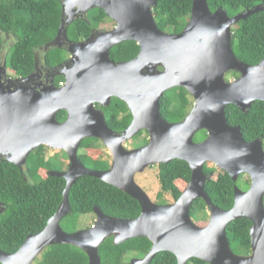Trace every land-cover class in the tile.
Here are the masks:
<instances>
[{
  "label": "water",
  "instance_id": "obj_1",
  "mask_svg": "<svg viewBox=\"0 0 264 264\" xmlns=\"http://www.w3.org/2000/svg\"><path fill=\"white\" fill-rule=\"evenodd\" d=\"M59 32L46 53L62 47L68 28L79 13L102 10L116 23L112 31H93L79 43H70L73 66L66 67L64 87L51 86L42 94L25 89L12 90L0 83V156L16 166L26 163L36 148L47 146L64 151L70 161L67 171L50 173L65 179L63 202L47 226L29 236L12 254L0 250V264H33L47 248L69 244L83 250L89 264H101L100 247L113 237L120 245L136 238H148L152 248L131 264H151L160 252H171L177 264L192 258L208 264H264V144L261 139L247 142L240 126H231L226 108L235 105L248 112L256 101L264 102V60L250 66L235 55L233 28L264 6L231 17L227 10L212 12L209 0H194L191 19L181 33L163 32L154 16L159 0H61ZM70 18H66V16ZM134 41L139 55L117 63L111 51L121 43ZM162 68V70H160ZM240 77L227 81L226 74ZM12 81V80H9ZM185 88L194 106L181 122L170 123L161 113V100L169 90ZM125 102L133 115L132 123L121 133L112 130L105 113L97 105L109 107L112 99ZM67 113L64 122L58 114ZM147 131L149 143L128 150L125 143ZM202 131L208 137L200 143L194 138ZM99 139L109 149L113 164L109 170H91L79 160L84 140ZM182 160L192 170L190 184L180 198L158 205L137 183L136 176L152 166ZM215 164L237 183L248 175L251 185L243 191L235 186V202L230 210L218 208L206 186ZM83 176L104 181L137 200L141 214L136 219L107 216L94 208L97 219L90 228L74 233L62 228L71 213L70 191ZM206 202L210 220L206 226L194 222L191 209L196 200ZM4 207L0 204V214ZM249 219L252 253L237 255L231 249L228 226Z\"/></svg>",
  "mask_w": 264,
  "mask_h": 264
},
{
  "label": "trees",
  "instance_id": "obj_2",
  "mask_svg": "<svg viewBox=\"0 0 264 264\" xmlns=\"http://www.w3.org/2000/svg\"><path fill=\"white\" fill-rule=\"evenodd\" d=\"M194 0H159L154 8L158 27L166 33H179L187 26L192 13ZM264 6V0H209L212 12L219 8L228 11L231 17ZM62 20L60 0H0V29L19 37L15 44L10 66L17 75H29L35 68L36 51L48 44L58 35ZM107 14L99 9L88 14L87 19L74 21L68 28V37L74 40L88 39L95 26L105 23ZM53 40V41H54ZM1 45V39H0ZM232 45L237 58L254 66L264 60V11L249 16L233 28ZM140 46L134 41L119 44L111 51V59L117 63L135 59ZM63 49H53L47 59L53 64L65 60ZM238 74L234 73L233 76ZM65 81L62 76L57 85ZM193 99L182 87L169 90L161 100V113L167 121L184 120L193 107ZM106 116L108 126L114 131L125 130L132 122V114L125 102L113 98L109 107L99 106ZM231 126H240L244 139L253 142L261 139L264 144V102L256 101L248 112H242L235 105L226 108ZM67 113L62 111L58 119L64 121ZM202 132L196 140H202ZM101 140L88 138L79 150V160L91 170L105 171L110 168L106 161ZM43 157L32 156L30 165L34 172L42 166L47 170L62 172L61 162L44 163ZM160 192L158 197L169 196L176 202L190 184L192 170L182 160H173L158 166ZM212 180L207 183L206 191L213 203L222 210H230L235 202V183L231 176L221 169L208 170ZM245 188L251 181L242 182ZM67 183L65 179L45 175L40 181L28 183L19 168L9 162H0V204L4 211L0 214V250L12 254L17 252L29 236L43 231L49 219L57 212L63 202ZM71 213L63 222L70 228L69 233L78 231V219L92 214L98 207L107 216L120 219H136L141 214V205L124 191L90 177H81L70 191ZM202 213V222L197 214ZM191 216L195 223L206 226L209 222V210L204 200L193 203ZM253 223L249 219L232 222L227 228L231 249L234 253L247 256L252 253L250 230ZM90 228V227H89ZM66 232L67 229H65ZM152 242L145 237L129 240L123 244H114V238H108L100 247L101 264H131L130 257L146 256L152 248ZM37 264H89L87 254L78 247L69 244H56L36 259ZM151 264H177V258L171 252H160ZM188 264H208L192 258Z\"/></svg>",
  "mask_w": 264,
  "mask_h": 264
},
{
  "label": "flooded vegetation",
  "instance_id": "obj_3",
  "mask_svg": "<svg viewBox=\"0 0 264 264\" xmlns=\"http://www.w3.org/2000/svg\"><path fill=\"white\" fill-rule=\"evenodd\" d=\"M61 3H62V1H61ZM89 13L90 12H88L86 15L83 14V13L77 14L75 16V18L72 20V23L74 21L87 19ZM66 18L68 19V18H70V16L67 15ZM189 22H190V20H189ZM115 28H116V23L108 17V20L105 23H102V24H99L98 26H95L93 28L92 32L95 31V30L96 31H112ZM179 33H181V32H179ZM170 34H172V33H170ZM174 34H178V33H174ZM13 35L14 34L9 33L7 31H2L0 29V39H1V45H0V83L3 82L5 87H7L9 89H12V90L25 89L27 91L28 90L29 91H34V93H36V94H42L43 93V90L48 89V88H50L51 86H54V85L56 87H60V84L57 85L59 78L62 77V75H60V73L66 67L73 66V64L71 62V60L73 58V55L71 53H69V51L66 50L67 47L70 45L71 42L72 43H79V42H83V41L87 40V39L74 40V39H71L69 37H68V39L62 38V40L59 41L58 43L62 47L63 51L65 52V57L66 58H65L64 61H62L60 63L53 64V62H51V61H49L47 59L48 54L53 49L51 51H49L48 54L46 53V51L48 50L50 44L54 40L53 39L51 42H49L48 44H45L44 46L40 47L36 51V53H35L36 58H35V68H34V71L31 74H29V75H17L15 73H11L9 71L8 64H7L8 52H9L10 48L13 45H15L14 44ZM59 49H61V48H59ZM160 70H162V68H160ZM234 73H236L238 75L237 76H233ZM239 77H240V74L238 72H235V71H232V72H229V73L226 74V79L229 82H232V81L238 79ZM9 80H12V81H9ZM63 82L66 84V81H63ZM60 83H62V82H60ZM64 86H62V87H64ZM192 99H193V97H192ZM112 101H113V99H112ZM193 102H194V99H193ZM99 106H101V105H97V108ZM193 106H194V104H193ZM191 110H190V112H191ZM130 113H131V111H130ZM132 117H133V115H132ZM66 119H67V116H66ZM58 121H60V120L58 119ZM64 121H60V122H64ZM132 121H133V119H132ZM169 122L170 123H176V122H172V121H169ZM178 122H181V121H178ZM123 131L124 130L115 131V132L121 133ZM202 132H205V131H202ZM202 132H200V133H202ZM200 133H198L196 135V137L194 138V141L196 143L203 142L208 137V133L206 132L205 133L206 136L202 140H196L197 139V136ZM143 134H145L147 136L146 137L145 144H142L140 147L139 146L138 147L131 146L134 143V141H133L135 139L134 138V139H132V140H130L127 143L124 144V146L126 147V149H128V150L131 151V150H135V149H138V148H141V147L147 145L149 143V140H150L149 133L147 131H143L138 136H142ZM102 145L107 150V154L109 153V155H110L109 156V159L107 158L106 161L109 162L110 168H111L112 167V164H113V157H112L109 149L105 146L104 142H102ZM59 153H61V154L64 153L67 158H64L63 156H60ZM39 155L41 157H43V159L46 162V164H49V162H51L53 164H57V162H61L62 172L63 171H67L69 169V167H70L69 158H68L67 154L64 151H55V150L50 149L47 146L38 147L32 153H30V155L27 158V161H26L25 164H23L22 166H16L15 165L17 168H19L21 175L23 176V178L28 183L33 182L35 180V176L42 175L43 178H44L45 175L50 176V173L53 172V171H55V170H47L45 168H42V166H40V168L35 173L34 172L35 171L34 168H32L31 165H30V159H31L32 156H39ZM5 161H6L5 158L3 156H0V162H5ZM208 164H211L212 168H214V169H219L213 163H208ZM208 164L205 167L206 169H207ZM245 178H247V179H245ZM240 180L242 182H247V181L250 180V178H249L248 175L245 174V175H242L239 178L238 181H240ZM250 185L251 184L249 183V186L247 188H244V189L245 190H248L249 187H250ZM92 214H94V212ZM67 217L64 220H67ZM95 217H96V215H95ZM96 219H97V217H96ZM209 220H210V218H209ZM61 225H62V223H61ZM138 258H143V257H138ZM131 260H130V262H131Z\"/></svg>",
  "mask_w": 264,
  "mask_h": 264
},
{
  "label": "rangeland",
  "instance_id": "obj_4",
  "mask_svg": "<svg viewBox=\"0 0 264 264\" xmlns=\"http://www.w3.org/2000/svg\"><path fill=\"white\" fill-rule=\"evenodd\" d=\"M93 12L95 10H92ZM13 39H14V44H16V42L18 41L19 37L17 35H13ZM15 47V45H13ZM11 47L9 52H8V57H7V64H8V68H9V71L11 73H15L11 66H10V58H11V55H12V52H13V49L14 47ZM16 74V73H15ZM146 135L143 134L142 136H136L135 139L133 140L134 143L133 147H140L142 144H145L146 142ZM103 151H105V156H106V159L108 158L109 159V153L107 154V150L104 148ZM60 156H63L64 158H67L66 155L64 153H59ZM207 169L208 170H211L212 169V166L211 164H208L207 166ZM158 172H159V167L156 165V166H152L150 168H148L144 173L142 174H139L136 176V181L137 183L144 189V191L150 196V198L152 199L153 202H155L156 204L158 205H166V204H170L172 203V199L171 197L169 196H164L163 199L159 198L158 195H159V192H160V185H159V180H158ZM43 178L42 175H38V176H35V180L32 182V183H35V182H38L40 181L41 179ZM247 179V178H245ZM244 184L242 183V181L240 180L239 181V187L243 190V191H246L243 186ZM210 215V214H209ZM197 221L196 222H202L201 218L203 217V214L202 213H199L197 214ZM78 231L79 230H84V229H87L91 226L94 225V223L96 222V217L94 214H88V215H84L82 217H79L78 219ZM68 225L64 222H62V228L65 230L67 229L68 232H70V228H67ZM72 233V232H71ZM134 258H137L134 254L130 257V259H134ZM33 264H37V263H33Z\"/></svg>",
  "mask_w": 264,
  "mask_h": 264
},
{
  "label": "built area",
  "instance_id": "obj_5",
  "mask_svg": "<svg viewBox=\"0 0 264 264\" xmlns=\"http://www.w3.org/2000/svg\"><path fill=\"white\" fill-rule=\"evenodd\" d=\"M64 85H65V83H64V82L60 83V87H62V86H64Z\"/></svg>",
  "mask_w": 264,
  "mask_h": 264
}]
</instances>
